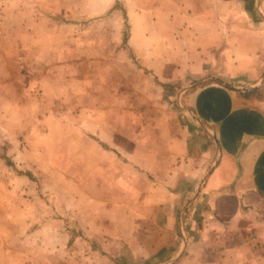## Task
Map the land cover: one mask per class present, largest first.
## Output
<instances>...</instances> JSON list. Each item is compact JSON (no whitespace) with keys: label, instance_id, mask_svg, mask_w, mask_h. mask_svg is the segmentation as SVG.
Listing matches in <instances>:
<instances>
[{"label":"rangeland","instance_id":"obj_1","mask_svg":"<svg viewBox=\"0 0 264 264\" xmlns=\"http://www.w3.org/2000/svg\"><path fill=\"white\" fill-rule=\"evenodd\" d=\"M95 1L0 0V100L11 101L0 111V264H95L74 253L91 245L90 211L118 197L102 189L93 159L103 152L125 161L126 204L134 205L154 180L148 159L162 165L165 141L198 126L183 109L202 85L164 82L141 67L123 13L102 15ZM262 77L251 86L264 98ZM55 234L61 243L41 244Z\"/></svg>","mask_w":264,"mask_h":264},{"label":"crops","instance_id":"obj_2","mask_svg":"<svg viewBox=\"0 0 264 264\" xmlns=\"http://www.w3.org/2000/svg\"><path fill=\"white\" fill-rule=\"evenodd\" d=\"M117 1L141 67L164 82L202 85L187 101L199 125L165 141L162 165L148 159L154 180L134 205L126 204V192H133L125 161L103 152L93 159L102 189L118 202L90 211L91 245L73 257L95 264L111 257L118 264H264V98L251 86L264 74V0L95 2L104 6L102 15L121 18ZM9 103L0 100V111ZM49 240L62 242L56 234L41 236V244Z\"/></svg>","mask_w":264,"mask_h":264},{"label":"trees","instance_id":"obj_3","mask_svg":"<svg viewBox=\"0 0 264 264\" xmlns=\"http://www.w3.org/2000/svg\"><path fill=\"white\" fill-rule=\"evenodd\" d=\"M114 9H121V8H118V6L117 7L115 6ZM121 10H122V13H123V18L126 19L124 10L123 9H121ZM23 175L27 176L29 179H32V176L29 173H23Z\"/></svg>","mask_w":264,"mask_h":264},{"label":"water","instance_id":"obj_4","mask_svg":"<svg viewBox=\"0 0 264 264\" xmlns=\"http://www.w3.org/2000/svg\"><path fill=\"white\" fill-rule=\"evenodd\" d=\"M183 111H184L185 113H187L188 115H191V116H192V113H191V111H190L189 109L186 108V109H183ZM195 123H196L197 125H199L197 121H195Z\"/></svg>","mask_w":264,"mask_h":264}]
</instances>
